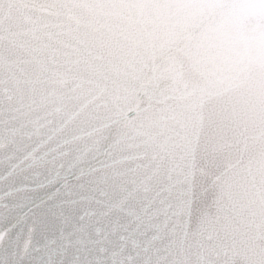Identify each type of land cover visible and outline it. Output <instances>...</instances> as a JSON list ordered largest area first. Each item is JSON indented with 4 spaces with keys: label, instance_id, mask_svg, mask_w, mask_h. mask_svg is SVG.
<instances>
[{
    "label": "snow or ice",
    "instance_id": "snow-or-ice-1",
    "mask_svg": "<svg viewBox=\"0 0 264 264\" xmlns=\"http://www.w3.org/2000/svg\"><path fill=\"white\" fill-rule=\"evenodd\" d=\"M0 264H264V0H0Z\"/></svg>",
    "mask_w": 264,
    "mask_h": 264
}]
</instances>
